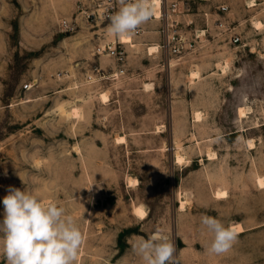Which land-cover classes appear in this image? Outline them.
Masks as SVG:
<instances>
[{
  "label": "rangeland",
  "instance_id": "374dc122",
  "mask_svg": "<svg viewBox=\"0 0 264 264\" xmlns=\"http://www.w3.org/2000/svg\"><path fill=\"white\" fill-rule=\"evenodd\" d=\"M167 1L179 3L170 20L195 45L150 53L163 39L150 20L128 35L119 67L93 56L120 38L77 16L90 0H0V221L14 186L74 218L76 264H143L134 245L152 235L174 243L176 264H264V0ZM72 108L80 119L63 114ZM203 215L240 227L230 251L208 252Z\"/></svg>",
  "mask_w": 264,
  "mask_h": 264
},
{
  "label": "clouds",
  "instance_id": "9594fccd",
  "mask_svg": "<svg viewBox=\"0 0 264 264\" xmlns=\"http://www.w3.org/2000/svg\"><path fill=\"white\" fill-rule=\"evenodd\" d=\"M118 2L107 29L115 38L132 34L154 16L155 0ZM86 189L91 191V187ZM7 192L0 221V253L7 264H76L83 234L74 218L54 202L42 204L27 189L9 186ZM201 224L213 234L207 249L210 254L230 251L237 239L234 228L207 215L201 217ZM134 251L143 264H176V248L167 236L139 237Z\"/></svg>",
  "mask_w": 264,
  "mask_h": 264
},
{
  "label": "built area",
  "instance_id": "2783aa9c",
  "mask_svg": "<svg viewBox=\"0 0 264 264\" xmlns=\"http://www.w3.org/2000/svg\"><path fill=\"white\" fill-rule=\"evenodd\" d=\"M161 8H160V17L151 19L152 21H157L161 24L160 34L162 35L163 39L161 43L157 45V51H165L168 55L172 56H180L186 51L190 50L195 45V40L198 39L197 35L194 34L192 38L187 39L185 37V33L179 30L178 24L176 22H171L170 14H174L178 8L179 3H170L168 4L167 0H161ZM202 2H206L204 0H200ZM186 2H182V7L186 10ZM119 2L118 0H90V4L87 8H85L82 4L77 6V16H81L86 20V22H91L94 26L103 25V24H110V17L118 11ZM219 11L225 12V7L218 8ZM60 28L63 32L69 33L73 32L75 27L71 22L67 20L60 21ZM193 26V22H189L186 25V28H190ZM221 26V25H220ZM222 27V26H221ZM140 28L136 29L131 35L132 36H140L141 34ZM194 37V39H193ZM231 41L233 44L239 42V38L236 35L231 37ZM107 56L114 61L117 66H123L125 61V51H124V44L117 40L112 43L106 44H98L94 48L93 56L100 57V56ZM96 73H99V69H95ZM25 91H30L32 86L30 84L23 86Z\"/></svg>",
  "mask_w": 264,
  "mask_h": 264
},
{
  "label": "bare ground",
  "instance_id": "6f19581e",
  "mask_svg": "<svg viewBox=\"0 0 264 264\" xmlns=\"http://www.w3.org/2000/svg\"><path fill=\"white\" fill-rule=\"evenodd\" d=\"M204 1H210V0H204ZM161 0H155V11H154V17L155 18H159L160 17V8H161ZM251 3H252V1H251ZM249 5V4H248ZM251 6L253 7V6H255L253 3L251 4ZM255 26L254 27H256V28H260L261 27V23H253ZM262 28V27H261ZM203 33V32H202ZM120 42L122 43V44H132V41H131V37L130 36H128V35H126V36H124V37H121L120 39ZM131 47H133V45H131ZM149 52L150 53H154V52H157V46H154V47H151L150 49H149ZM226 62V61H225ZM224 62V63H225ZM225 65V64H224ZM228 68V64L226 63V65L225 66H222L221 67V71L223 72V73H225V70ZM222 74V73H221ZM190 78H191V80H194V79H196V78H198V72H191V74H190ZM197 80V79H196ZM147 89V88H146ZM145 89V90H146ZM147 92V91H146ZM99 99H100V101L103 103V104H105V103H107L108 102V96H107V94L106 93H104V94H101L100 95V97H99ZM247 112H249V111H247ZM63 114H65L67 117H71V118H73V119H80V117H81V111H80V109L79 108H72V109H70V111H68L67 110V112L66 111H63ZM64 115V116H65ZM245 116H247L246 115V110L244 109V108H239L238 109V118H240V119H242V118H245ZM193 119H194V121L195 122H200L201 121V114L200 113H194L193 114ZM158 130V129H157ZM158 132V131H157ZM116 139V138H115ZM116 143L117 144H124L125 143V139L123 138V137H120V138H118L117 137V139H116ZM247 144V143H246ZM248 146L249 147H252V143L250 142V141H248ZM247 146V147H248ZM179 150H180V148H178ZM177 151V150H176ZM179 152V151H178ZM181 154V153H180ZM209 155V154H208ZM213 155V154H212ZM212 155H209V157H211ZM175 159H176V163H181L184 159L176 152V155H175ZM257 179V184L262 188V186L264 185V180L263 179H261V178H256ZM129 185L130 186H135L136 185V181L135 180H129ZM258 186V187H259ZM214 196H216L217 198H219V199H225V197H226V192H224V191H217L216 193H215V195ZM184 203L183 202H181L180 203V208L181 209H183L184 208ZM133 213H134V215L137 217V218H139L140 220H143L144 218H145V216H146V213H145V211H144V209H143V207H141V206H135L134 207V209H133ZM235 229V231H238V230H240V227H237V228H234Z\"/></svg>",
  "mask_w": 264,
  "mask_h": 264
}]
</instances>
